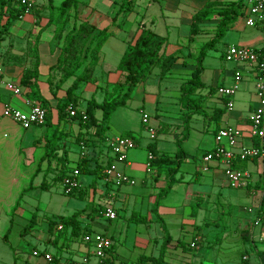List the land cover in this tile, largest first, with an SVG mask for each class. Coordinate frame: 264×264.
I'll return each instance as SVG.
<instances>
[{
  "label": "crops",
  "instance_id": "obj_1",
  "mask_svg": "<svg viewBox=\"0 0 264 264\" xmlns=\"http://www.w3.org/2000/svg\"><path fill=\"white\" fill-rule=\"evenodd\" d=\"M35 1L36 0H34V2ZM113 1L114 0H111L110 2V9L101 14L89 4L77 7L79 12L78 16L80 18L86 17L87 21L96 28H106L107 31L112 32V34L106 37L102 42L97 53V61L93 66L90 75L93 80L89 82H81L74 91L78 92L80 96L84 98L82 102L78 101L77 108L83 110L85 100L91 96L99 103L102 100L103 93L109 91L113 83L122 80V73L116 69V65L126 47V43L133 40L138 33L139 27L149 28L157 36L164 38L162 47L163 53L165 55L174 54L177 58L175 62L169 66L168 70L163 73H160V69L157 66L151 68L146 78L137 83L131 92L133 96V93L135 94L137 88L140 87L141 89H144V86L148 84L146 82L149 81V87H147L149 92L137 97L139 102H141L137 109H139V111H144L142 103L145 98L149 100L153 109V113L151 115L148 114L149 119L151 118L153 120L151 123L156 127L155 139H159L161 142L159 144H157V142H143V147L146 149L147 145L152 144L156 153L164 152L167 155L172 154L175 149L165 151L162 144L164 142H172L175 144V140L182 137V130H179V128L181 127L180 115H182L183 109H181L178 104V85L188 76L192 67L190 65L187 66L190 69H186L179 63L181 60H187V57H185L187 51L183 47H180L177 42L179 33L176 28L179 23L185 22L188 30L191 14L201 5L194 0H189L187 3H183V0H146L143 7L132 5L130 10L135 13L133 20V22L135 21V27L133 32L125 33L123 29L120 30L115 27L119 26L122 21H126V18L131 12L127 15L119 14L121 16L119 22L116 20L111 22L108 14L110 17L113 16L115 9L117 8V4H114ZM153 4L157 5L151 7ZM186 7H188V9H186ZM245 8L246 0L243 12ZM95 12L97 14H95ZM31 13L23 14L21 18L14 20L8 26L6 31L7 35L9 34V37L7 39L5 38V34L0 35V108L2 105H10L15 108L26 110L29 107V104L36 101L35 96L37 95L47 102L50 122L55 124L57 122L55 111L57 99L49 95V90L44 82V80H49V75H51L49 67L51 68L57 58V53L55 51L51 53L48 49L47 41L51 36V34L49 35L51 28L44 29L42 35L39 38H35L37 39L36 52L34 53L33 51L32 55L34 56L33 60L35 57L38 60L36 67L37 77L35 80L31 78V82L33 83L31 88L22 87L18 84L19 77L23 73V70L29 68L27 63L22 64L15 60L24 50L27 49V40L24 36H26L27 28L33 22ZM240 17H243V14ZM0 21V24H2L4 16L0 17ZM175 21H177V23ZM211 22L214 26L215 21L213 20ZM26 23L27 25H25ZM157 25L161 29L160 33L155 31ZM244 26V22L241 23L237 18L231 27L224 32L221 38L225 40L223 42L224 48L220 57H222V53L228 45L244 46L254 50H264V30L258 25L249 26L251 29L248 30H245ZM26 59L28 60V57H26ZM236 69L240 70L241 78L238 81L237 89L232 96V107L227 109L224 104V99L216 95L215 87L218 85H231L233 72ZM200 75H203V69L201 70ZM217 76L220 77L221 81L212 84L213 78ZM214 79L216 80V78ZM8 81L15 83L20 87L21 91L19 95H13L5 89L4 83ZM209 81L210 83L206 85L207 89L203 94L199 92V89L195 94V96H198L201 99V108L198 112L189 117V124L187 125L188 129L192 127V121L196 123L199 120L202 123L205 121L210 122L213 124L211 128L213 140V134L218 128L227 125L235 126L242 132L241 137L236 142L235 149L238 150L240 147L247 148L254 146V141L257 138L248 135L247 122V116L255 105L256 100L254 96L251 71L245 65L234 63L232 71H216V73H210ZM201 82V88H203V81ZM160 92L165 94L160 96ZM63 94L64 88L58 90L55 96L62 97ZM159 96L162 99H175V103L179 106V111L176 116H169L168 114L161 115L157 111ZM136 102L138 103V101ZM93 114L97 120L100 119L101 115L99 109H94ZM0 121H2L5 126L9 127L12 134V140L21 139L22 142H25L27 139L29 140L28 145L32 146L31 159L28 163L22 165L27 166L33 163L35 156L42 153L41 146L43 144V130L41 127L43 126H31L27 129H22L19 125L9 119L2 118ZM57 128L58 130L69 134L70 140L68 141L71 142H73V138H71L73 135L75 136L77 133H80V136L82 134V138H84V134L90 136L93 131L92 128L87 129L86 133L82 130H78L76 121H70L68 117L59 119L57 122ZM141 132L144 133L143 126ZM136 135L137 137L134 138V142L135 146H138L140 140L139 135ZM108 138L105 137V143ZM185 138L186 137H184V139ZM184 139L182 140L184 141ZM79 140L80 139H78L76 143L78 147ZM68 141H65V143L67 144ZM257 142V146H259L260 142L258 139ZM86 145H89V149L86 150L85 156L87 158L94 157V160L89 162L90 168H92L96 162H99L104 166L107 159H110V153L106 146L104 149H101L98 147L99 144H96L95 141ZM70 150H73L72 153H66L65 157L69 160V164H73L71 162L78 161L79 159V150L77 151V149L71 148ZM146 151L148 150L146 149ZM206 151L208 150L203 151L201 155ZM57 155L64 156V153L57 150ZM263 161L264 160L261 161L256 157H247L243 160H233V167L245 169L250 174L249 182H247L246 185L239 187L243 188L245 194L254 195L253 198L246 200V204L241 198V193L227 194L224 192V186L228 188L230 187L227 185L222 175V165L220 163L209 161L205 165L206 169L203 170L204 165L200 159L201 165L199 168L194 167L184 170L186 173L185 177H183L184 172L182 173L180 170L179 164L177 171L173 175V178L177 180L169 188V191L172 190L177 193L178 200H170L166 205L161 204L157 209V213L162 221L163 215H174L177 211L185 213L186 216L180 221L176 220L174 216L175 227L178 226V229L177 227L175 228L176 232L174 236L168 234L170 236V241L166 246L167 249L162 262L163 264H203L205 261H209L211 264H264V170H260L259 168ZM119 165L121 166V171L133 179L136 175L142 172L139 177L141 184L145 186L143 196H146L147 200L145 202V210L143 212L138 210V213L145 215L147 218V221L143 224L156 225L157 222L150 210V205L153 203V194L155 192H150L147 188H161L166 180L164 173L159 171L157 166L151 163H149V166L147 167L146 161L143 163V161L140 160L139 154L135 151L127 154L125 161ZM162 168H164V166H162ZM200 170L205 172V175H200ZM252 174H255V178L251 180ZM95 179H97V181L93 179L85 182L83 184V189L87 190L88 200H90V202L96 200L94 202L96 205H91L92 207L88 210L85 207L78 209L80 210V214L77 219L79 220L80 226H86L90 233L96 232L106 235L104 232L95 230L96 227L102 226L100 218L105 217L103 214L98 215L94 208L100 207V210H103L104 207H110L115 212V217L120 209L123 211L124 216L128 218L130 212L133 210L135 211V198L132 197L130 200H126L125 198L127 192L123 191V188L124 186L130 185L115 187L100 182V178L97 176ZM259 181L261 182L260 187H263V190L259 188L254 191L252 187L253 185L256 186ZM89 183H91V185H89ZM81 187L80 184L79 188L81 189ZM129 195L131 194L129 193ZM262 196L263 199H261ZM219 199H221L219 204L223 203L227 206L226 212H224L222 207L218 205L217 201H219ZM260 200L262 201L261 204ZM195 203L198 207L194 215H191L190 206ZM233 205H236L235 213L230 211V207ZM224 213L228 214V217L224 224L221 225L218 222L222 219ZM53 215L57 216V214H51L50 216ZM105 219L110 220L107 218ZM252 226L256 228L255 234L252 232ZM158 228L160 230L159 234L153 236L154 238L144 235L143 238L140 239V244L148 245L149 242H152L154 247L157 246L161 237H163L161 236L162 230L160 227ZM183 231H187L186 233L189 236L188 242H183L180 238ZM54 235L56 234H54L53 231L48 232L46 223L41 222V225L38 226V230H31L22 236L31 239L30 249L38 250L42 253H49L50 255L49 261L43 259L42 253L37 256L32 255L33 259L31 264H76L84 255L89 253L88 246L80 240H67L65 237H58V240H55L53 239ZM52 239L53 241L51 242ZM256 240L257 242L263 243V245H256ZM72 242H75L74 247H70L69 245ZM177 242H179V244ZM247 244L250 252H247L246 250ZM209 251L211 253H209ZM72 253H77L79 257L76 262L73 261L71 263L69 254ZM109 255L110 251L104 256V264H110L108 258ZM242 256H245V259H242ZM11 258L6 259L5 264H16L13 256H11ZM138 260H144L146 262L142 257H139ZM89 261L91 264H94L95 259L89 256ZM148 261L147 263H149Z\"/></svg>",
  "mask_w": 264,
  "mask_h": 264
},
{
  "label": "rangeland",
  "instance_id": "obj_2",
  "mask_svg": "<svg viewBox=\"0 0 264 264\" xmlns=\"http://www.w3.org/2000/svg\"><path fill=\"white\" fill-rule=\"evenodd\" d=\"M59 1L60 0H50L49 2V0H36L34 2L35 9L31 13L33 22L30 26L28 25L29 27L27 26L28 28L26 30V36H24V38H26L27 40V49L24 50L23 53L18 56V58L15 60L16 62H21L22 64L27 63V65L30 67L34 57L32 55V52L34 51V49H36L37 46V39H35V37L39 38L42 35V31L46 28L41 30V27L43 26V23L46 22L49 10L50 8L54 9L58 5ZM194 1H196L200 5H203L205 3L207 4L209 2L221 5L223 3L228 2L229 0ZM110 2L111 0H79L80 4L78 6L80 7L89 4L90 6H93L96 10H98V13L101 14L110 9ZM116 2L118 3L119 0H117ZM145 2L146 0H133L132 5H135L137 7H143ZM187 2H189V0H183V3ZM155 5L157 4H153L151 7H154ZM188 7H186V9H188ZM129 12H131V10ZM128 13H126V15ZM95 14L97 13L95 12ZM134 14V12H131L126 18V21H122L119 26L114 27L120 30L123 29L125 33L133 32L135 27V21L133 22ZM120 15L118 14V17L116 16L115 18L117 22H119V19H121ZM108 16L111 21L112 16L110 17L109 14ZM238 19L241 23L243 22V17H238ZM211 21L213 20L202 22L200 24L199 31L195 35L188 34L187 25L185 24V22L179 23L178 27L176 28L179 33L177 42L180 47H183L187 51V54L185 56L187 57V60H185L186 64L183 65L184 68L190 69L187 66H193L194 57L197 53L199 45L211 37L213 32V24ZM175 22L177 23V21ZM60 23H62L61 19L58 18L54 22H51L50 25L47 27L48 29L51 28L49 31V35L51 34V36L47 41L49 47L48 49L51 53L55 51L57 53V58L55 59L51 68L49 67V71L51 73V75H49V80H44L49 90V95H51L57 100H61L64 97V94L62 95V97H56L55 94L57 93V91L63 88L65 89L72 80V76H69L68 78L64 79L63 76L66 71H63L61 67L56 66L58 58L61 55V35L63 31H65L66 28L69 27L68 21L63 22L64 24H62V26L59 25ZM25 25H27V23ZM244 27L245 30L251 29L249 28V26L246 25ZM160 30V27H158L157 25L155 31L160 33ZM4 34L5 38L7 39L9 37V34L7 35L6 30L3 32L2 35ZM224 41V39L218 40L211 49L206 51V54L203 57V60L201 62L203 75H200V80L203 81L204 87L199 89V92L201 94L206 91V85L210 83V73H216V71H232L234 67L233 62L224 61L223 58L220 57L221 52L224 48ZM76 47L78 48V45ZM26 57H28V60L26 59ZM78 72L79 71H75V73ZM214 78H216V80ZM214 78L213 81L211 80L212 84L221 81L219 76ZM146 83L149 84V81ZM148 84L144 86V89H141L140 87L137 88L135 94L133 93V96L131 92V96L129 97V99L126 100L123 105H118L113 109V111L109 114L107 121L102 124L104 128L101 132L102 137L106 138L119 134H129L133 136V138H135L137 137L136 134H138L140 144L127 150L126 155L135 151L139 154L140 160L143 161V163L146 161L147 154L146 149L143 147V142H157V144L161 142L159 139L155 138L150 140L147 137L145 130L144 133L141 132L143 125L140 119V111L139 109H137V107L140 106L141 102H139L137 97H139L141 94L144 95L149 92L147 89V87H149ZM74 94L76 96V99L82 102L84 98L80 96L78 92H74ZM163 94L165 93H159L160 96H162ZM160 96L158 97L159 103L157 105V111L161 115L168 114L169 116H176L179 111V106L177 103H175V99H162ZM136 101H138V103ZM35 103L37 102L35 101ZM142 104L144 109L143 112L146 111L148 112L147 114L151 115L153 113V109L151 103H149V100L145 98ZM183 113L184 111L182 112V115H180L181 127L179 128V130H182L181 135L186 136V138L184 139V141L181 140L178 143V147L181 148L182 151L185 153V158L183 159L184 161L182 160L179 167L182 173L184 172L183 177H185L186 173L184 170L191 169L194 167L199 168L201 165V153L205 150L211 149L214 146V142L212 140L211 135V128L213 125L212 123L206 121L202 123L200 120L197 123L192 121V127L188 129V126H186V129H184L182 123L185 117V113ZM65 114V110H63L62 119L65 118ZM151 121L153 122V120L150 118V125L153 124L151 123ZM188 122L189 119L187 120V123L185 122V124L188 125ZM41 129L43 130L44 127H41ZM11 135L12 134L9 130V127L5 126L4 123L0 121V264H5L6 259H10L11 256H13V259L15 260L16 264H31L33 259V256L30 254L31 239L22 237L25 234H20V228L26 223L30 215L32 213H34L35 215V222L34 225L31 227V230H38V226L41 225V222L45 223V218L49 217L51 214L66 216L70 215L73 212L80 211L78 209H80L81 207H85L88 210L92 207L91 205H96L94 203L96 200H94V202H90V200H88V193L86 189H83V184L93 179L97 181V179H95L94 175L81 174L79 175L78 180L82 186L81 189L84 190L82 192L83 196L78 197L75 193L70 196L63 194L60 181L52 180L53 174L58 172L60 168L59 160H57L56 162L54 160H50L48 169H46V161H43L39 165L40 170L37 173L32 174L31 171L34 168L35 163H31L27 166L22 165L28 163V161L31 159L32 146L28 145L29 140L27 139L25 140V142H22L21 139L12 140ZM61 139L62 141L59 142V144L61 145V148L59 149L60 152H62V149H66V153H72L73 150H70V148L77 149V151L79 150V147L76 143L68 141L70 140L69 134L63 132V134L61 135ZM65 141H68L67 144L65 143ZM99 142L100 143H98V147L104 149L105 140L101 139L99 140ZM162 145L164 146L163 148L165 151L176 149V145L172 142H164ZM88 149L89 145L86 146V150ZM89 160H94V157H90ZM116 168L118 170H121V166L119 165V163ZM259 168L260 170H264V161L262 162V164H260ZM141 173L142 172H140L134 177L135 182L133 185L124 186L123 188V191L127 192L125 195L126 200H130L132 197L135 198V211H133L137 216L143 215L139 214L138 212H143L145 210V202L147 200V197L143 196L145 186H143L140 182L139 176L141 175ZM199 174L205 175V172H202L200 170ZM251 176V180L255 178V174H252ZM41 181L44 182V185L46 186L45 189L39 187ZM99 181L102 182V179L100 178ZM28 185H30V187L27 188V190L21 192V190L23 188H26ZM89 185H91V183H89ZM223 189L224 192L227 194L241 193V198L245 204L247 202L246 200H248L249 198H253L254 196L245 194L243 188H228L224 186ZM147 190L153 193L155 192L153 194L155 195L158 188L148 187ZM129 193L131 195H129ZM170 200H178L177 193L172 190H168L166 195H164L159 200V203L166 205L170 202ZM217 202L218 205L222 207L224 212H226L227 206L223 203L219 204V202H221V199H219V201ZM150 207H152V204L150 205ZM230 208V211L232 213H235L236 205H233ZM174 216L176 220L180 221L181 219L185 218L186 215L185 213L178 211L174 215H163V223L166 228V231L172 236H174L176 232L175 228L177 227L178 229V226L175 227ZM227 217L228 214L224 213L222 219L218 223H220L221 225L224 224ZM100 220L102 226L96 227L95 230L104 232L111 239L110 255L108 256L110 264H163L162 262L167 249L166 247L161 249L163 237H161V240L158 243L159 245L157 244V246L155 247L152 242H149L148 245L140 244V239L143 238L144 235L154 238L153 236L160 233L158 227H160L161 229V226L158 222L156 225H145L143 224L144 222H135L133 220H129L124 216L123 211L120 209L118 210L115 218L111 220H106L105 218L101 217ZM253 228L254 226H252V232L253 234H255L256 228ZM7 229V240L5 242L2 239V235ZM53 232L54 234L58 233L59 237L64 234L63 231ZM186 232L187 231H183L180 235V238L183 240V242L189 241V236ZM163 233L164 232L161 231V236H163ZM255 243L258 246L263 245V243L257 242V240ZM74 244L75 242H72L69 245L70 247H74ZM247 246L248 244L246 245V250L247 252H250ZM209 253L211 252L209 251ZM69 255L71 263L73 261L76 262L78 260L79 255L77 253H72ZM142 256L145 258H150L149 261H139V257ZM151 258H156L157 260L151 262ZM147 261L149 263H147ZM203 264L211 263L209 261H205L203 262Z\"/></svg>",
  "mask_w": 264,
  "mask_h": 264
},
{
  "label": "trees",
  "instance_id": "obj_3",
  "mask_svg": "<svg viewBox=\"0 0 264 264\" xmlns=\"http://www.w3.org/2000/svg\"><path fill=\"white\" fill-rule=\"evenodd\" d=\"M117 0H114V3ZM50 2V0H49ZM79 0H60L58 5L53 9L50 8L46 22L41 27V30L47 28L51 22H54L56 19L60 18L61 22L59 25L62 26L63 22L68 21L69 27L66 28L62 33V43L60 46L61 55L58 58L56 66L61 67L63 71H66L63 78L66 79L69 76H72L71 82L64 89V97L60 100L58 99L55 104V111L57 122L59 119L63 118V110L66 114L64 117H68L70 121H76L78 130H82L86 133L87 129L92 128V133L90 136L84 134L85 137L82 138V134L77 133L73 135V142L77 143L79 141L86 144L92 143L95 141L96 144L100 143L99 140H105V137H102L103 126L108 119L109 114L113 111L118 105H123L127 99L130 97V93L133 87L143 81L146 76L149 74L151 68L158 67L160 73H163L168 70L169 66L175 62L177 56L174 54H164L162 51L164 38L157 36L151 29L139 27L138 33L133 38L131 42L126 43V47L121 54L116 69L122 73V80H119L113 83L110 87V90L103 93L102 100L98 103L91 96L85 100V105L83 108L84 118L82 119L77 108L78 100L74 94L75 89L79 86L81 82L92 81L90 75L93 66L97 61V53L102 42L106 37L112 34L111 31H107L106 28L98 29L95 26L91 25L86 17L79 19V12L77 7L79 5ZM133 4V0H119L117 3V8L113 16L111 17V22H113L118 14H126L130 11ZM245 5V0H229L226 3L217 5L216 3L209 2L201 5L197 8L190 17V24L188 28L189 35H195L199 29L200 24L204 21L214 20L215 24L213 26V32L210 38L202 42L197 50V53L194 57L193 66L188 74L178 85V104L183 109L185 117L183 119V127L186 129L187 120L189 117L198 112L201 108L200 101L201 99L198 96H195L198 89L201 88L202 82L200 81L201 74V61L206 54V51L211 49L213 45L222 38L224 32L228 30L231 25L243 14V8ZM34 10V9H33ZM32 10V12H33ZM57 12V15H56ZM23 15V6L14 5L12 0H0V17L4 16V21L0 24V35L8 28V26L16 19L21 18ZM56 18V19H55ZM40 30V29H39ZM39 32V31H38ZM36 38V37H35ZM78 45V48L76 47ZM36 49H34V53ZM182 66L185 65V60L179 62ZM37 64L38 60L35 57L31 66L23 70V73L19 77L18 84L22 87L31 88L33 80L37 77ZM69 68V69H68ZM75 71H79L75 73ZM212 90V89H211ZM210 90V91H211ZM213 91V90H212ZM36 102L44 108L45 110V120L41 125L44 127L42 133L43 144L41 146L42 153L36 155L34 158V168L31 171L32 174L37 173L40 168L39 165L46 161V169H48L49 161L54 160L55 162L59 160L60 168L58 172L53 174L52 180H59L62 183L63 177L67 176L71 168L76 167L79 175L80 174H91L95 177H102V167L103 165L99 162H96L92 168H90L89 158L86 156H79L78 161L69 164V160L65 157L66 149L61 151L64 153V156L57 155V150L61 148L59 144L61 139L62 131L58 130L57 122L52 124L50 122V114L48 111L47 102L35 96ZM70 105L74 108H77V112L69 116L66 107ZM94 109L100 110V119L94 117ZM183 113V114H184ZM185 124V125H184ZM215 131V130H214ZM131 136L129 134H125ZM72 136V135H70ZM133 138V136H131ZM186 136H182L179 139L175 140L176 149L172 154L167 155L164 152L156 153V150L149 144L146 146V149L152 154V158L149 163L157 166L159 171L164 173L166 178L165 184L158 189L156 194L153 197V203L151 207V213L155 217V221L158 222L161 226L163 233V240L161 243V249L166 247L169 244L170 236L168 235L161 217L157 213L158 207L161 205L159 200L166 195L170 186L177 180L173 178L174 173L177 171L179 164L184 159V152L181 148L178 147V143L184 139ZM61 139V140H60ZM135 141V139L133 138ZM257 139L254 141V146H257ZM106 146V145H105ZM66 148V147H65ZM110 159L108 158L105 164L109 163ZM56 164V163H55ZM164 166V168H162ZM260 181L257 182L256 186L253 185L252 189L255 191L257 189L263 190V187H260ZM30 185L26 188H23L21 192L27 190ZM39 187L45 189L46 186L44 182L41 181ZM248 188V186H247ZM251 189V190H252ZM84 190L73 189L68 194H76L78 197L83 196L82 192ZM249 191V190H248ZM63 193V192H62ZM64 194V193H63ZM263 199V196L262 198ZM260 200V204H261ZM198 205L192 204L190 206V214L194 215ZM95 212L103 214V210H100V207H95ZM80 211L73 212L70 215L66 216H49L46 217L45 223L48 232L49 231H63L64 234L61 237H65L67 240H80V237L83 233H90L89 229L86 226H80L79 216ZM129 220L135 222H146L147 218L145 215H136L134 211H131ZM35 215L32 213L27 219L26 223L20 228V234H27L31 227L34 225ZM60 225V228L57 229L56 226ZM66 231V233H65ZM8 229L2 235L3 241L6 242V234ZM58 233L53 236V239L58 240ZM51 240V242L53 241ZM179 244V242H177ZM111 245L106 251H110ZM57 250V248H56ZM32 251V249H31ZM31 254V252H30ZM149 260L150 258H145ZM156 258H151V262L156 261ZM104 264V263H103ZM106 264V263H105Z\"/></svg>",
  "mask_w": 264,
  "mask_h": 264
},
{
  "label": "built area",
  "instance_id": "obj_4",
  "mask_svg": "<svg viewBox=\"0 0 264 264\" xmlns=\"http://www.w3.org/2000/svg\"><path fill=\"white\" fill-rule=\"evenodd\" d=\"M14 5L23 6V14H29L34 9V0H12ZM243 22L246 26H260L264 30V0H246V8L243 12ZM224 61L245 65L251 71V77L254 88L255 105L247 116L248 135L256 137L260 145L259 147H240L236 148V142L241 137L242 132L235 126H223L218 128L213 134L214 146L212 149L201 155L203 170L209 161H215L222 165V175L230 188H239L246 185L250 180V174L245 169L233 167V160H243L247 157H256L261 161L264 160V50H254L249 47L228 45L223 53ZM231 85H218L215 87V93L218 97L224 99L227 109L232 107V96L237 89V83L241 78V72L236 69L233 72ZM6 90L13 95L20 94V87L10 81L4 83ZM69 116L77 112V108L70 105L66 107ZM81 118H84L82 110L79 111ZM141 123L147 134L152 140L155 138L156 127L149 124V116L147 113L140 111ZM6 118L16 123L22 129L31 126H40L45 120V110L39 104L33 102L29 104L26 110L12 107L10 105H2L0 108V120ZM110 153V161L102 168V182L111 186L133 185L134 179L118 170L116 165L125 161L127 150L135 146V142L131 136L115 135L106 139L105 143ZM86 146L79 142L78 154L80 157L85 156ZM152 158L150 151L146 154V166ZM79 172L76 167L71 168L67 176L62 179V192L68 194L73 189L80 187L78 180ZM103 216L107 219L115 218V212L110 207H105ZM57 229L60 228L58 224ZM81 242L88 246L89 253L84 255L76 264H91L89 256L95 259L94 264H103L106 251L111 245V239L101 233H83L80 237ZM42 252L32 250L31 255L37 256ZM44 260L49 261V253H42ZM245 259V256H242Z\"/></svg>",
  "mask_w": 264,
  "mask_h": 264
}]
</instances>
